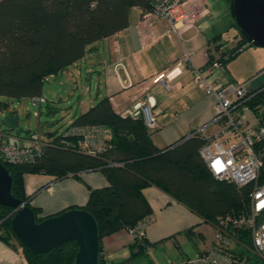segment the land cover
<instances>
[{
  "label": "trees",
  "instance_id": "1",
  "mask_svg": "<svg viewBox=\"0 0 264 264\" xmlns=\"http://www.w3.org/2000/svg\"><path fill=\"white\" fill-rule=\"evenodd\" d=\"M132 7L149 10L150 3L148 0H0V94L15 100L40 97L49 76L80 60L100 39L126 28ZM237 38V43L227 51L220 50L224 42L213 45L203 66L214 59L226 66L227 61L250 45L239 34ZM249 93L252 96L241 106L256 113L264 105V80L251 86ZM74 127H99L108 133L101 148L91 151L81 145L83 134L71 132ZM151 135L142 116L116 113L108 97H102L64 131L47 135L42 154L33 162L1 163L12 177V195L29 206L33 194L25 193L27 173L62 178L70 174L77 176L82 170L102 171L108 185L91 189L86 204L81 207L97 222L100 264H108L101 256L104 236L134 228L140 221L145 222V227L152 222V209L142 193L147 186L160 188L212 226H217L221 217L239 218L248 214L252 184L237 186L216 179L209 172L200 156V149L208 140L206 136L195 134L174 147L158 148ZM31 207L36 221H40L43 218L38 217L40 210ZM13 211L0 205V239L19 247L26 264H72L77 249L73 241L47 256L35 255L20 244L11 230ZM191 231L189 228L185 233ZM236 233L249 239L246 231ZM151 245L144 228L143 234L134 237L128 259L109 264H129L144 256ZM248 245L249 241L246 249ZM253 259L255 264L261 263L252 256L247 264Z\"/></svg>",
  "mask_w": 264,
  "mask_h": 264
},
{
  "label": "crops",
  "instance_id": "2",
  "mask_svg": "<svg viewBox=\"0 0 264 264\" xmlns=\"http://www.w3.org/2000/svg\"><path fill=\"white\" fill-rule=\"evenodd\" d=\"M189 6L196 13L193 24L180 26L177 33L168 31L169 23L164 18L152 14L146 17L144 13L148 10L132 7L126 28L94 43L80 60L86 63L88 76L94 74L97 78L96 93L94 99L88 94L82 103H78L80 111L72 115L73 120L102 97H108L114 111L119 114L135 104L150 106L157 123L155 129H150L151 137L158 148L172 146L202 129L208 135L218 131L219 125L214 123V97L196 86L191 67L206 64V53L213 50V45L222 42L218 31L220 26L216 23L219 19L215 21L213 15L226 16L229 2L192 0ZM183 54H188L189 63L172 73L169 90L161 87L159 80L173 69L176 60ZM72 65L76 66L77 61ZM92 100L97 101L92 105ZM17 130L16 122L2 121L0 139L22 143L27 135L17 136ZM107 133L104 135L107 136ZM51 134L46 133L42 138ZM81 145L88 150L94 149V144H88L84 139ZM76 174L62 178L46 173L24 175L25 193L33 194L30 205L40 210L38 217L56 215L69 208H81L86 204L91 189L108 185L106 176L99 169L82 170ZM142 193L152 209L153 218L145 227V237L152 245L144 256L148 255L150 248L167 242L173 243L179 250L191 243L198 254L212 246V238L207 239L204 231L206 224L211 225L186 205L154 185L143 188ZM189 228L192 231L186 234ZM132 243L133 238L125 229L106 235L101 240V256L108 264L122 262L130 256ZM144 256L129 264H135ZM182 258H189V255L180 251V260ZM151 261L149 264H157L154 259L153 263ZM0 264L26 263L19 247L14 248L0 239Z\"/></svg>",
  "mask_w": 264,
  "mask_h": 264
},
{
  "label": "built area",
  "instance_id": "3",
  "mask_svg": "<svg viewBox=\"0 0 264 264\" xmlns=\"http://www.w3.org/2000/svg\"><path fill=\"white\" fill-rule=\"evenodd\" d=\"M148 1L150 8L144 16L152 14L164 18L169 23L170 33H177L180 26L189 27L193 24L196 13L189 6L192 0ZM206 55L209 58V53ZM187 63L189 56L183 54L176 60L173 69L159 80V85L169 90L172 73L176 69L181 70ZM224 71L225 66L216 59L207 66L191 67L196 86L214 97V123L219 128L211 135L202 129L188 136L201 134L208 138L200 149V156L216 179L227 180L237 186L252 184L248 214L239 218L230 215L219 218L217 226L211 225L214 240L208 250L170 264H247L248 258L252 256L260 259V264H264V105L258 107L256 113L253 112L255 121H243L241 112L248 107L241 104L252 96L249 93L251 87L224 81ZM32 100L40 102L35 97ZM126 114L142 116L145 125L151 130L157 127L152 110L147 104H135L123 113ZM71 132L83 134L88 144H94V149H99L107 131L99 127H74ZM232 138L235 139L234 143H230ZM45 144V140L37 133L30 134L20 144L0 139V163L33 162L42 154ZM144 228L145 222L140 221L136 227L127 231L134 239L143 234ZM237 230L246 231L249 239L242 238L241 234L236 233ZM248 241L249 248L246 249Z\"/></svg>",
  "mask_w": 264,
  "mask_h": 264
},
{
  "label": "rangeland",
  "instance_id": "4",
  "mask_svg": "<svg viewBox=\"0 0 264 264\" xmlns=\"http://www.w3.org/2000/svg\"><path fill=\"white\" fill-rule=\"evenodd\" d=\"M213 19L215 21L219 19L216 23L220 26L218 31L222 35V42H224L222 50L227 51L235 45L238 34L236 28L231 25L232 19L229 10L226 16L213 15ZM225 65L224 81H230L237 86L246 84L251 87L264 80V48L250 44L236 57L227 61ZM260 70L262 73L259 72ZM258 72L260 74L256 77L255 74ZM96 85V76L93 74L89 77L86 63L79 60L76 66L70 65L57 75L49 76L48 80L44 81L41 95L37 97L40 100L39 103L29 97L15 100L0 94V123L9 120L11 123L16 122L19 129L30 130L41 137L45 136L46 133H59L73 121L72 115L79 113L78 103H82L88 94L94 99ZM92 101L93 105L97 100ZM241 119L243 121H255V115L251 109L244 108L241 112ZM234 142L235 139L232 138L230 143ZM204 231L207 239L212 238L214 240V232L212 234L211 226L206 224ZM172 244L167 242L150 248L148 255L136 261L135 264H149L153 259L157 264L178 262L180 251L186 252L189 257L198 255L191 243L183 245L180 250ZM246 252L248 251L246 250ZM152 261L151 263H153ZM250 264H255V259Z\"/></svg>",
  "mask_w": 264,
  "mask_h": 264
},
{
  "label": "water",
  "instance_id": "5",
  "mask_svg": "<svg viewBox=\"0 0 264 264\" xmlns=\"http://www.w3.org/2000/svg\"><path fill=\"white\" fill-rule=\"evenodd\" d=\"M229 14L238 34L247 43L264 48V0H229ZM30 132L19 129L15 135ZM12 184L10 173L0 163V205L14 209L11 230L20 244L35 255L47 256L73 241L77 249L72 264H100L99 231L92 214L82 208H70L37 222L32 207L12 195Z\"/></svg>",
  "mask_w": 264,
  "mask_h": 264
}]
</instances>
